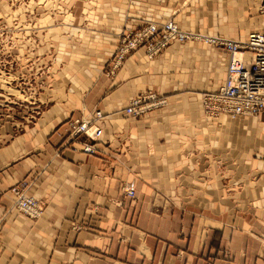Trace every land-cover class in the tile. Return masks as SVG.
Masks as SVG:
<instances>
[{
	"label": "crops",
	"instance_id": "0c3cea01",
	"mask_svg": "<svg viewBox=\"0 0 264 264\" xmlns=\"http://www.w3.org/2000/svg\"><path fill=\"white\" fill-rule=\"evenodd\" d=\"M26 7L39 19L26 26L14 61L35 78L50 74L37 104L0 98V264H264V113L210 118L201 105L226 80L228 54L175 41L153 59L136 52L109 75L117 33L172 19L187 32L245 41L264 30L258 1ZM149 92L168 106L128 116L129 102ZM97 110L102 137L79 138L98 150L91 155L68 134ZM23 182L45 206L38 220L13 206Z\"/></svg>",
	"mask_w": 264,
	"mask_h": 264
},
{
	"label": "built area",
	"instance_id": "2783aa9c",
	"mask_svg": "<svg viewBox=\"0 0 264 264\" xmlns=\"http://www.w3.org/2000/svg\"><path fill=\"white\" fill-rule=\"evenodd\" d=\"M257 1L258 12L264 16V0ZM116 36L117 55L109 72L110 76L140 50H144L148 58L153 59L175 41H203L225 51L229 56L226 80L216 92L202 95L201 105L205 115L213 118L225 114L236 119L257 117L264 113V30L252 32L245 41L229 40L187 32L174 20H168L162 23L145 21L140 27L125 30ZM2 70L8 72L5 68ZM0 78L5 82L3 89L4 86L15 88L17 85L18 78H14L13 75L8 74L5 78L1 73ZM15 89L22 93V96L27 95L26 90L19 87ZM9 103L12 106H22L13 100ZM168 104V99L149 92L133 98L125 112L130 117H140L154 110L166 108ZM103 119L104 114L100 110L82 115L71 123L68 142H73V146L78 144L79 149L86 154L95 155L98 151L95 146L82 142L79 138L83 136L91 142H98L103 135V129L99 125ZM28 187L29 185L23 182L13 188L12 192L15 195L13 206L30 220H38L42 217L45 206L43 202L27 194ZM123 192L127 197L137 198L132 187L125 186Z\"/></svg>",
	"mask_w": 264,
	"mask_h": 264
},
{
	"label": "rangeland",
	"instance_id": "374dc122",
	"mask_svg": "<svg viewBox=\"0 0 264 264\" xmlns=\"http://www.w3.org/2000/svg\"><path fill=\"white\" fill-rule=\"evenodd\" d=\"M32 3L33 0H0V69L2 70V68H5L8 71L6 72L5 70H0V75L2 73V76L6 78L8 77V74H10L13 75L14 78H18L16 79L17 85L15 88L19 87L27 92L26 96H22V93L20 94L15 88H8L4 86L5 89H3L2 87L5 82L4 79L0 78V98L21 103L19 105H23L28 102H35L37 104L39 101L38 98L40 91L46 87L48 83L46 76L50 74L47 70H45V73L40 71L39 76L35 78L25 70L23 71L22 67H20V63L17 64L16 61H14L18 56V54H15L14 51L19 49L21 41L26 40V26L32 28L30 26H33V21L37 22L39 19L37 15L35 16V14L32 15L31 12H26L28 9L26 6ZM4 7L12 10L10 11L11 14H6ZM18 10H20L22 16L15 17ZM13 11L15 14H12ZM10 94H12V96H10ZM34 112H36L34 115L36 120V118L40 115L39 107L35 108Z\"/></svg>",
	"mask_w": 264,
	"mask_h": 264
}]
</instances>
